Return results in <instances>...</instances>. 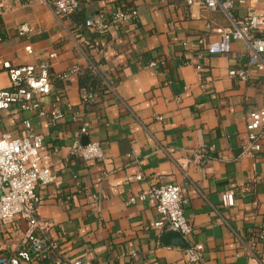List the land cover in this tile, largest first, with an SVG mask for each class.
I'll return each mask as SVG.
<instances>
[{
	"label": "crops",
	"instance_id": "1",
	"mask_svg": "<svg viewBox=\"0 0 264 264\" xmlns=\"http://www.w3.org/2000/svg\"><path fill=\"white\" fill-rule=\"evenodd\" d=\"M81 1L71 17L56 16L41 0H2L0 14L2 84H9L5 60L39 63L57 53L54 88L43 107L58 106L65 116L53 121L15 105L0 112V135H25L24 119L30 118L44 138L43 149H53L59 181L39 188L42 231L58 243L51 258H81L84 264H264V238L255 236L264 229V133L260 151L246 153L244 145L249 114L264 105V68L250 65L252 51L244 39L232 41L229 53L203 56L198 43L217 40L215 27L264 8V0H234L231 16L187 0ZM118 7L137 8V19L108 29L85 24ZM24 22L32 32L20 33ZM152 60L159 64L150 66ZM74 66L79 70L69 78L59 76ZM86 67L103 78L92 102L82 99ZM232 68H248L250 75H230ZM83 125L88 133L80 132ZM77 139L100 141L105 157L72 154ZM198 151L202 157L195 160ZM166 183L180 184L189 198L185 214L193 231L182 243L164 239L167 231L155 225L160 215L152 201H129ZM228 188L236 189L230 207L221 201ZM26 229L21 219L0 225V257L24 246ZM189 242L204 244L203 260L188 261Z\"/></svg>",
	"mask_w": 264,
	"mask_h": 264
},
{
	"label": "built area",
	"instance_id": "2",
	"mask_svg": "<svg viewBox=\"0 0 264 264\" xmlns=\"http://www.w3.org/2000/svg\"><path fill=\"white\" fill-rule=\"evenodd\" d=\"M50 4L58 17H71L81 7V0H41ZM189 4H201L208 9H224L230 16L234 7V0H187ZM3 2L0 0V14ZM137 8L118 7L110 12L100 11L96 17H89L85 24L92 28L108 29L112 24H126L137 19ZM33 28L28 22L20 25V33H30ZM219 38L215 41L206 42L199 38L198 43L203 49L199 56L207 53H229L232 41L244 39L252 53L249 57L251 66L264 68V8L253 7L247 14L233 25H219L214 28ZM3 32L0 24V41ZM28 53H33L31 44L26 45ZM57 53L51 52L39 63L13 64L5 60L3 66L7 72L9 84L4 85L0 81V112L12 106H17L23 111H38L42 116H50L57 121L65 116V110L58 106L47 110L43 107V97L51 93L54 88L53 75L51 72L52 60ZM158 61L152 60L149 65L156 67ZM202 70L203 65L197 64ZM79 70L74 66L59 74L63 79L70 77ZM230 75L247 79L250 70L247 68H232ZM82 99L92 102L94 93L82 88ZM72 108V105H68ZM162 116L160 115L159 118ZM77 119V116H74ZM27 130L25 135L10 136L0 135V225L11 223L17 219L27 223V229L23 238L24 246L14 253L0 257V264H21L31 262L37 258H47L45 264H84L81 258H51L53 251L58 249V243L52 240L42 231L44 223L39 216V207L43 203L40 186L53 181H59L53 171V149L44 150V138L38 133L30 118L24 119ZM247 137L244 142L246 153H255L262 149L261 137L264 133V105L250 112L247 123ZM88 127L83 125L81 133H88ZM212 146L202 148L203 151L212 149ZM58 151V148H54ZM72 154L83 160L102 159L105 157V149L98 140H89L83 143L77 139L71 146ZM202 157V152L196 154L195 160ZM142 178V174H137ZM152 201L159 212V219L155 225L163 231H176L183 237L189 236L193 227L185 214L189 198L184 195L180 184L166 183L151 185L138 194L130 197V202ZM221 201L224 206L230 207L236 203V189L228 188L221 193ZM255 236L264 238V229L255 233ZM185 254L188 261L197 262L204 259V244L202 242H189L185 246ZM145 264H155L148 262Z\"/></svg>",
	"mask_w": 264,
	"mask_h": 264
},
{
	"label": "trees",
	"instance_id": "3",
	"mask_svg": "<svg viewBox=\"0 0 264 264\" xmlns=\"http://www.w3.org/2000/svg\"><path fill=\"white\" fill-rule=\"evenodd\" d=\"M102 80V75L95 72L92 67L84 68L80 75L81 86L91 92H95L101 86Z\"/></svg>",
	"mask_w": 264,
	"mask_h": 264
},
{
	"label": "water",
	"instance_id": "4",
	"mask_svg": "<svg viewBox=\"0 0 264 264\" xmlns=\"http://www.w3.org/2000/svg\"><path fill=\"white\" fill-rule=\"evenodd\" d=\"M87 141H85V143H87ZM164 239L165 240H170L174 243H182L184 241L183 239V236L179 233V232H176V231H167L165 234H164Z\"/></svg>",
	"mask_w": 264,
	"mask_h": 264
}]
</instances>
